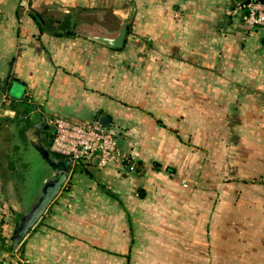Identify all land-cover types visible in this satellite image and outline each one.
<instances>
[{"label": "crops", "instance_id": "0c3cea01", "mask_svg": "<svg viewBox=\"0 0 264 264\" xmlns=\"http://www.w3.org/2000/svg\"><path fill=\"white\" fill-rule=\"evenodd\" d=\"M235 3L0 0L5 235L27 212L30 149L45 169L38 189L53 184L21 241L24 260L131 264L133 224L156 212L168 224V264H264V28L229 15ZM114 10L132 14L123 48L66 34L80 16L119 23ZM34 116L43 126L107 116L101 124L117 131L135 170L53 154L63 165L49 164L30 142ZM52 136L42 131L50 152Z\"/></svg>", "mask_w": 264, "mask_h": 264}, {"label": "built area", "instance_id": "2783aa9c", "mask_svg": "<svg viewBox=\"0 0 264 264\" xmlns=\"http://www.w3.org/2000/svg\"><path fill=\"white\" fill-rule=\"evenodd\" d=\"M227 13H242L247 27L264 28V1L236 2ZM45 123L49 128L55 129L51 151L72 163L81 166L94 165L98 168L117 165L135 170V159L119 149L115 129L105 127L99 121L82 124L64 117H48ZM19 261V264H29L26 260Z\"/></svg>", "mask_w": 264, "mask_h": 264}, {"label": "rangeland", "instance_id": "374dc122", "mask_svg": "<svg viewBox=\"0 0 264 264\" xmlns=\"http://www.w3.org/2000/svg\"><path fill=\"white\" fill-rule=\"evenodd\" d=\"M44 16V18H50V20L55 18L51 13H46ZM91 19L94 20L93 18ZM95 19L101 20V23L109 28H118L119 26L118 20L116 19V21L114 18ZM88 21L89 20L86 18V15L74 18V24L76 25L87 23ZM61 25L62 24L58 23L54 24L52 21L48 23V26L54 30L60 29ZM63 25L67 26V24ZM30 137L31 139L36 140V136L34 134H32ZM46 144L51 145V141L48 140ZM30 152L31 153H26L25 158V160L30 165V170L27 174L26 187H24L26 192V197L24 198V208L27 212L32 205L29 203L34 200L35 196L39 192L43 191V188L38 189L41 181V175L43 174V166L40 165L41 161L37 155H35L33 149H30ZM163 214L164 213H162V215H157L156 212H152V215H142L138 217V223L136 225L133 224L134 229L132 230V233H134L136 241L131 248V264H168L170 254V248L168 246L169 231L167 228L168 224L166 217ZM22 216L23 215L14 217L12 230L7 236L3 233L2 226L7 223V217L9 216H7V213H0V264H19V259L24 260L22 252L23 242L21 243L20 241L19 246H16L14 243L15 231Z\"/></svg>", "mask_w": 264, "mask_h": 264}, {"label": "water", "instance_id": "95a60500", "mask_svg": "<svg viewBox=\"0 0 264 264\" xmlns=\"http://www.w3.org/2000/svg\"><path fill=\"white\" fill-rule=\"evenodd\" d=\"M240 3H249L250 0H235ZM264 1V0H259ZM114 14H116L120 20L119 26L116 29H111L99 22L93 23H81L77 24L74 28L73 25L69 29L67 33L74 32L77 35L89 38L93 41L104 44L113 49H121L125 44L126 37L128 35L129 24L132 20V14L129 11L123 10H114ZM105 119H108L107 116L101 117V123L103 125H107L104 122ZM32 121L36 124L35 128H33V133L36 136V140L31 139L30 142L32 146L37 150V152L51 165L62 166L63 161L55 162V160L51 156V152L44 145V139L42 137V131L49 132L51 135L55 134V129L53 127L49 128L48 126H43L41 123H37L35 116L32 118ZM35 131V132H34ZM47 187V186H46ZM46 191V188L43 190V193ZM45 194V193H44ZM45 196L43 195L39 202L32 206V208L22 216L20 222L18 223L17 229L14 235V243L17 245L27 234V231L34 224L38 212L42 209L43 202L45 200ZM41 207V208H40Z\"/></svg>", "mask_w": 264, "mask_h": 264}, {"label": "flooded vegetation", "instance_id": "af4514ba", "mask_svg": "<svg viewBox=\"0 0 264 264\" xmlns=\"http://www.w3.org/2000/svg\"><path fill=\"white\" fill-rule=\"evenodd\" d=\"M51 187H53V184L52 183H49L48 185H47V187H46V191L44 192L45 193V195H46V197H45V200H44V202H43V205L44 204H46V202H47V194H49L48 192H49V190L51 189ZM43 193V194H44ZM41 199V197H39V198H37V199H34V200H32V203H30V205H31V207L29 208V210L32 208V206H34L35 204H37L38 202H39V200ZM41 208V207H40ZM28 210V211H29ZM40 211V210H39ZM27 213V212H26ZM25 213V214H26ZM25 214H23V215H25Z\"/></svg>", "mask_w": 264, "mask_h": 264}, {"label": "trees", "instance_id": "16d2710c", "mask_svg": "<svg viewBox=\"0 0 264 264\" xmlns=\"http://www.w3.org/2000/svg\"><path fill=\"white\" fill-rule=\"evenodd\" d=\"M51 136H52V135H51ZM52 138H53V136H52ZM51 142H52V141H51ZM52 154H53V157H54V156H55V157H62V156H60V155H58V154H55L54 152H51V156H52ZM21 241H22V240H21ZM19 243H20V242H19ZM19 243H18V244H19ZM18 244H17V245H18ZM17 245H16V246H17ZM22 251H23V249H22Z\"/></svg>", "mask_w": 264, "mask_h": 264}]
</instances>
